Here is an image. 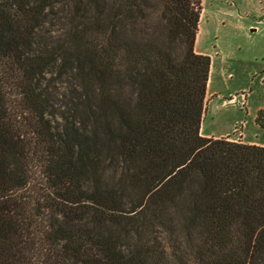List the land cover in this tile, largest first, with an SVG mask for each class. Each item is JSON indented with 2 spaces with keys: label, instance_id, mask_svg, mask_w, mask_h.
<instances>
[{
  "label": "trees",
  "instance_id": "trees-1",
  "mask_svg": "<svg viewBox=\"0 0 264 264\" xmlns=\"http://www.w3.org/2000/svg\"><path fill=\"white\" fill-rule=\"evenodd\" d=\"M202 11L0 0V264H264V147L201 133Z\"/></svg>",
  "mask_w": 264,
  "mask_h": 264
},
{
  "label": "rangeland",
  "instance_id": "rangeland-1",
  "mask_svg": "<svg viewBox=\"0 0 264 264\" xmlns=\"http://www.w3.org/2000/svg\"><path fill=\"white\" fill-rule=\"evenodd\" d=\"M196 1L202 4L205 15L201 45L207 46L214 58L209 79L211 95L206 101L202 127L222 132L227 124L240 118L248 124V136L257 140L248 115L249 111L264 112V0ZM244 95H249L248 103ZM231 100L237 104L235 108H221L222 102ZM243 128L244 124H238L227 138L242 140ZM258 130L264 140V128L260 126Z\"/></svg>",
  "mask_w": 264,
  "mask_h": 264
},
{
  "label": "crops",
  "instance_id": "crops-1",
  "mask_svg": "<svg viewBox=\"0 0 264 264\" xmlns=\"http://www.w3.org/2000/svg\"><path fill=\"white\" fill-rule=\"evenodd\" d=\"M204 21H205V15H204V13H202L200 28H199V32H198V36H197V41H196V52L199 53V54H202V55H209L211 57V59L214 60L212 53L208 50V47L204 46V45H201L202 44L201 43L202 42L201 37H202V31H203L202 30V25H203ZM255 27H258V26H255ZM256 30L257 29H255L254 31H256ZM217 48H218V45H215L214 49H217ZM209 52H210V54H209ZM215 53L219 54L220 52L217 50V51H215ZM209 84H210V81H209ZM210 88H211V86L209 87V85H208L206 101L209 99V95H211ZM248 97H249V95L247 96L246 103H248ZM231 106L235 108L237 106V104L234 103V101H232V100L231 101H224L221 104V108H227V107H231ZM246 107H247V105H246ZM260 111H261V109L258 110L256 114L251 113L249 111V115L247 114L248 117H250L252 119V122L254 124V126H253L255 128L254 135H256L257 140H255L254 138H250V136H248V134L246 133L248 124H247V122L246 123H242L243 121H241L240 118H237L234 122H230L229 124L226 123L228 127L224 128L222 132H218V130H220L219 128H218L217 131H215V130H212V129L205 130L204 127H202L201 128V133H202L203 136L209 137V138H215V139L227 138V137H230L231 135L234 134L236 126L238 124H244L243 138L240 141L242 143H244V144H247V145H257V146L264 147V144L261 143V142H264V140H261L260 134H259L261 131L258 130V129H260V126L258 125V123L256 121ZM232 141H236V140H232Z\"/></svg>",
  "mask_w": 264,
  "mask_h": 264
},
{
  "label": "built area",
  "instance_id": "built-area-1",
  "mask_svg": "<svg viewBox=\"0 0 264 264\" xmlns=\"http://www.w3.org/2000/svg\"><path fill=\"white\" fill-rule=\"evenodd\" d=\"M246 96H247V95H244V97H243V98H244V102H246ZM243 104H244V103H243ZM236 142H241V141H240V140H238V141L236 140Z\"/></svg>",
  "mask_w": 264,
  "mask_h": 264
}]
</instances>
